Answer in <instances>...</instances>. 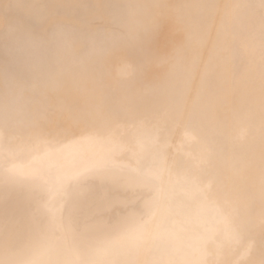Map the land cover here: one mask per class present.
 Listing matches in <instances>:
<instances>
[{"label": "bare ground", "instance_id": "obj_1", "mask_svg": "<svg viewBox=\"0 0 264 264\" xmlns=\"http://www.w3.org/2000/svg\"><path fill=\"white\" fill-rule=\"evenodd\" d=\"M0 264H264L260 0H0Z\"/></svg>", "mask_w": 264, "mask_h": 264}, {"label": "snow or ice", "instance_id": "obj_2", "mask_svg": "<svg viewBox=\"0 0 264 264\" xmlns=\"http://www.w3.org/2000/svg\"><path fill=\"white\" fill-rule=\"evenodd\" d=\"M260 4L262 7H264V0H260ZM95 118L100 119L102 118L100 114H96ZM142 125H138V127H140ZM136 148H139L141 151L144 149V144L140 143L139 141L137 142ZM11 150V149H9ZM94 171H96L98 174H101L103 176H106L108 178L111 179H120L122 178V176L127 173V174H133L143 180L146 181H152L154 182L155 180V174L151 169H145L139 166H135V165H129L126 166L124 168H120L118 166L112 165L110 162L106 165L101 166V168L95 169ZM74 180L77 181V183L72 184L71 188L69 189V191H76L79 188L83 187V185H81L78 181H79V177H73ZM162 189L159 186H156V192H157V196L156 199L159 200L160 199V193H161ZM202 191H206L205 189H202ZM163 212V209L161 210ZM151 223V217H148L144 220H142L139 224V228L138 230H142L144 228H146L149 224Z\"/></svg>", "mask_w": 264, "mask_h": 264}]
</instances>
